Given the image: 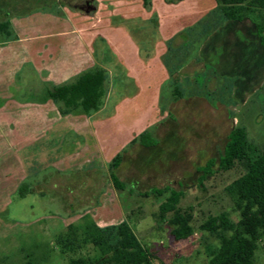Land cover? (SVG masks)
<instances>
[{
	"label": "rangeland",
	"instance_id": "obj_1",
	"mask_svg": "<svg viewBox=\"0 0 264 264\" xmlns=\"http://www.w3.org/2000/svg\"><path fill=\"white\" fill-rule=\"evenodd\" d=\"M0 14L30 17L36 24L22 35L52 33L54 40L76 15L83 25L72 20V27L98 33L104 53L114 58V85L109 78L102 108L75 115L85 121L71 117L36 127L33 118L16 114L38 103L48 86L29 67L14 86L0 81V264L96 257L91 245L67 250L57 243L85 215L101 228L126 221L151 251V264H207V249L219 240L200 225L224 212L234 223L240 219L226 188L244 169L218 167L231 130L245 128L250 143L264 150V48L242 76L230 61L232 36L252 56L253 42L242 37H258L254 24L229 22L214 0H148L145 6L143 0H0ZM45 17L60 19V26L43 27ZM118 154L123 190L110 176ZM214 160V174L202 182ZM171 191L184 194L181 209L193 210L195 232L186 240L172 238L154 218ZM254 264H264V236Z\"/></svg>",
	"mask_w": 264,
	"mask_h": 264
},
{
	"label": "trees",
	"instance_id": "obj_2",
	"mask_svg": "<svg viewBox=\"0 0 264 264\" xmlns=\"http://www.w3.org/2000/svg\"><path fill=\"white\" fill-rule=\"evenodd\" d=\"M178 1L182 0H166L168 3ZM214 1L220 6L226 20L233 23L249 20L264 41V0ZM143 4L147 5L148 0H143ZM10 36L9 20L0 22V40ZM108 82L107 72L94 67L66 84L47 88L42 100L56 103L63 116H89L102 108ZM121 160V154L112 160L110 176L114 186L123 190L124 185L115 173ZM239 165L243 167L244 173L227 186L226 192L239 212L240 219L234 223L224 212L209 216L200 225L202 231L219 240L218 247L207 249V264H254L258 241L264 236V150L259 152L250 143L243 127L231 130L218 167L220 171L227 172ZM214 166L215 160L206 164L202 182L214 174ZM25 190V186L20 188V196H24ZM153 193L161 195L163 191L154 189ZM183 195L182 192L171 191L154 215L155 219L163 221L169 228L170 236L177 241L186 240L195 232L192 208L179 207ZM57 243L67 250L91 245L97 252L96 257L73 259L70 264H151L152 261L151 251L126 221L117 226L101 228L89 215H85L83 222L78 226H70L68 233L60 236ZM25 264L34 263L27 260Z\"/></svg>",
	"mask_w": 264,
	"mask_h": 264
},
{
	"label": "crops",
	"instance_id": "obj_3",
	"mask_svg": "<svg viewBox=\"0 0 264 264\" xmlns=\"http://www.w3.org/2000/svg\"><path fill=\"white\" fill-rule=\"evenodd\" d=\"M111 1L114 4V0ZM2 16L3 18L1 19ZM52 18L55 17H45V22H41V24L43 23V27H59L61 24L60 19L51 20ZM6 19H8L6 15L0 14L1 22ZM72 20L83 25V19L76 18V15L69 17V19L65 20L68 23V28L63 30L61 27V30L56 33L58 35L57 38L54 40L52 39V35L55 34L52 33H41L39 34L40 36L37 34V36L22 35L21 33L23 30L35 26L36 22L34 20L31 21L30 17L26 19L12 17L9 23L10 31L15 35L14 39L8 38L0 40L1 83L3 82L9 86H14L16 75L20 74V71L24 69V67H29L30 70L36 72L42 82L50 88V86L66 84L85 71L94 67H100L107 72L111 83L114 85V58L110 60L108 59V55L104 53V48L101 44L105 45V41H103L98 33L88 32L86 26L75 30L71 24ZM236 38L237 37L232 36L229 39V46L231 47L233 45L232 47H235L230 61L232 57H234L233 63L238 65L237 68L240 69L241 74L244 73L242 71L243 69L247 70L249 67L254 66L258 54L263 52L264 41H262L259 36L257 37L256 34L252 37H242L245 40L253 42L254 47H252L250 51L252 56L249 57V51L245 50V52L242 53L244 47L239 45V43L238 45L236 44ZM97 45H99V47H97ZM97 48H99V51H97ZM242 54H245V56ZM227 57L228 55L226 53V57H224L226 62L228 60ZM249 59H251V63L246 62V60L249 61ZM19 88L20 87H17L16 89L18 90ZM46 89L47 88H45V90ZM42 98L43 96L40 97L39 102L36 104H25V106L19 109L20 113L16 115L23 120H26V118H33L36 127L48 123L53 124L54 121L66 122L70 120L71 117L75 121H85L82 116L71 114L65 116L61 115L56 103L51 100L43 101ZM83 117H85V115ZM89 118H91V116ZM100 123L104 122L100 121Z\"/></svg>",
	"mask_w": 264,
	"mask_h": 264
}]
</instances>
